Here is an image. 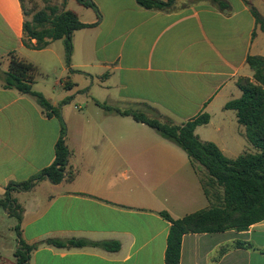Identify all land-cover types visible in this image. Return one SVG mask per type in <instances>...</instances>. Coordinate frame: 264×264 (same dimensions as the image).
<instances>
[{
  "label": "crops",
  "instance_id": "0c3cea01",
  "mask_svg": "<svg viewBox=\"0 0 264 264\" xmlns=\"http://www.w3.org/2000/svg\"><path fill=\"white\" fill-rule=\"evenodd\" d=\"M90 1L96 9L52 2L90 25L72 34L67 66L63 40L26 48L29 17L19 0H0V71L14 52L40 72L32 89L59 109L73 173L70 181L41 180L13 193L23 207L19 233L27 245L37 244L29 264H164L170 224L160 213L180 219L210 206L198 172L180 147L96 102L176 126L206 113L209 122L194 134L236 159L250 145L235 111L224 106L241 96L238 79L253 81L247 57H264V33L251 14L254 8L264 18V0H224L226 10L210 0H174L168 10L145 9L136 0ZM69 97L77 104L65 103ZM60 130L59 118L0 82V197L9 183L52 164ZM16 224L0 207V264H15ZM48 239L120 247L58 248ZM237 242L254 249L236 248ZM261 251L264 221L242 232L184 235L179 264H264Z\"/></svg>",
  "mask_w": 264,
  "mask_h": 264
},
{
  "label": "trees",
  "instance_id": "16d2710c",
  "mask_svg": "<svg viewBox=\"0 0 264 264\" xmlns=\"http://www.w3.org/2000/svg\"><path fill=\"white\" fill-rule=\"evenodd\" d=\"M19 1L23 14L29 17L23 23L24 46L32 50H42L52 41L63 40L65 63L68 66L72 51V34L90 25L80 22L74 12L59 10L56 5H45L43 9L29 14L24 9V0ZM75 1L84 8L96 9L90 0ZM136 2L145 9L153 10H168L174 5V0H136ZM210 2L221 10L228 8L224 0H210ZM251 14L255 24L264 33V18L254 8H251ZM8 61L7 70L0 71L2 85L31 96L47 117L55 116L61 122L60 136L55 143L52 164L27 181L9 183L3 196L0 197V207L17 221L15 226L17 247L13 253L15 264H29L30 253L37 244L27 245L20 236L19 224L23 207L13 198V193L29 191L41 180H48L53 184L70 181L73 173L67 170L69 150L65 142V126L59 109L53 107L41 93L32 89L36 67L20 59L14 52L8 54ZM246 63L254 72L253 81L248 78L238 79L236 86L241 96L226 103L224 109L235 111L237 122L244 127L245 138L255 152H245L236 159L226 158L215 144L202 142L194 134L196 127L209 122L210 117L206 113L176 126L157 118H149L140 111L113 109L96 102L107 113L130 116L134 121L152 128L157 134L180 147L195 169L199 166L205 171L209 184H206L201 177L200 184L210 201L208 208L180 219H172L165 212L160 213L170 224L164 264H179L184 235L212 234L229 230L242 232L251 225L264 221V57L248 56ZM73 86L69 82L64 84L67 90L72 89ZM70 99L71 97L64 102L67 103ZM206 185L217 190L210 193ZM44 243L58 248L99 247L110 252H115L120 247L115 241L90 242L85 239H48ZM236 248L254 249L249 242H237Z\"/></svg>",
  "mask_w": 264,
  "mask_h": 264
},
{
  "label": "rangeland",
  "instance_id": "374dc122",
  "mask_svg": "<svg viewBox=\"0 0 264 264\" xmlns=\"http://www.w3.org/2000/svg\"><path fill=\"white\" fill-rule=\"evenodd\" d=\"M191 1H196V0H190V2ZM52 2H53V0H24L23 1V5H24V9H25V11L26 12H28L29 14H31V13H34V12H36V11H38V10H41V9H43V7L45 6V5H52ZM174 6V5H173ZM39 72V71H38ZM42 77V75L40 74V72L39 73H35V78L37 77ZM72 99L73 98H71L70 99V101H69V103H71V104H77L76 102H74V101H72ZM79 104H84V103H79ZM84 107V106H83ZM148 117V116H147ZM149 118H152V117H149ZM249 148H248V152H251V153H253L254 152V150H253V148L251 147V146H248ZM246 151V152H247ZM196 172H198V176H199V178L201 177V178H203V180H204V182H206V184H209L208 182H207V180H206V174H205V171L203 170V168H201V167H199V166H196ZM207 186V189L210 191V193H212L213 191H216L217 189L215 188V187H209L208 185H206ZM1 226H3V225H1ZM15 260V259H14Z\"/></svg>",
  "mask_w": 264,
  "mask_h": 264
}]
</instances>
